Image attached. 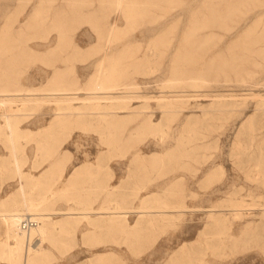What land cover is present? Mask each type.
<instances>
[{"label":"rangeland","instance_id":"374dc122","mask_svg":"<svg viewBox=\"0 0 264 264\" xmlns=\"http://www.w3.org/2000/svg\"><path fill=\"white\" fill-rule=\"evenodd\" d=\"M127 1L137 6L131 15L114 0H0V73L40 89L53 81L54 67H68L67 83L85 92L105 64L107 82L139 86L125 96L128 107L103 99L97 104L107 108L85 110L84 120L77 116L49 134L54 105L27 116L0 108V208L2 195L21 184L49 195L42 204L51 214H59L58 205L66 212L81 207L90 190L100 204L83 210L90 215L58 232L59 240L30 241L29 248L49 253L43 264H90L99 255L103 264H264V0L234 5L227 16L229 0ZM39 4V17L24 27ZM112 23L119 30L110 43ZM62 34L65 48L50 56ZM14 113L22 119L8 127L3 115ZM81 163L99 168L86 189L66 179ZM111 168L113 186L102 191L97 177ZM154 194L158 201L148 205L166 204L167 212L136 237L123 225L91 224L102 208L135 211ZM238 204L242 218L231 212ZM213 207L228 219L211 228ZM33 212L24 216L42 225L45 211ZM138 217L131 214L129 224ZM5 231L0 217V264H20L8 258ZM220 233L249 235L222 249L215 242Z\"/></svg>","mask_w":264,"mask_h":264},{"label":"bare ground","instance_id":"6f19581e","mask_svg":"<svg viewBox=\"0 0 264 264\" xmlns=\"http://www.w3.org/2000/svg\"><path fill=\"white\" fill-rule=\"evenodd\" d=\"M245 4H246V0L226 1L224 11L222 9V15L225 16L229 15L234 5H236L234 7L236 8V7H243L245 6ZM114 5L118 11L125 9L128 15L133 14L135 9L137 8L136 5L132 6L127 0H114ZM41 8L43 9V6L41 4L35 7L33 13L26 20L24 27L28 28L32 26L33 22L39 17ZM61 17L65 19L63 16ZM60 28H63V26L61 25L58 26V29ZM118 30H119L118 25L116 23H112L109 25L107 40L110 43L115 38V35ZM63 45H65V37L62 34L57 44L54 47H51L47 51V53L50 56H54L60 48H65V46ZM29 51L32 52V50ZM21 54L22 52L20 53V55ZM31 55H35V54L31 53ZM54 69L55 71L53 72L54 75L52 78L53 81L51 82V79H49L50 82L48 81L49 87L44 86L40 89L36 88L35 86H32L31 84L21 83L16 79L7 76L6 73L3 74L0 73V108L8 107L9 111L26 112L27 114H24V116H27V115H31L28 114L30 111H33L44 104L54 105L56 107L55 112L57 113V118L51 120L50 127L44 130V133L49 134L53 130L54 126L63 124L72 118L78 116L77 119L81 118L84 120L85 118H83V116H86V113L83 111L85 110H89L93 108L97 110H103V108H107L108 106H102L97 104L101 100L103 101V99L107 101L116 100L120 105H122L123 108L124 106L126 108L129 106L130 103L128 100L125 99L126 98L125 96H128L131 93L134 94L135 90L139 89V86L137 84L127 87L125 85H112L111 83L107 82V79H105L106 74L107 73L111 74V70H108L105 64H101L99 66V68L97 69L96 79L92 81L91 87L85 89V92H82L84 89L78 87L77 83L70 84L67 83V81L65 80L67 74H69L70 68L54 67ZM171 83H176V82H171ZM126 89L127 90L132 89L134 91L133 92L122 91ZM75 101H85V106L79 108L74 105ZM171 106L172 105H168V107ZM21 116H23V114L14 113V114L3 115V117L5 118L6 125L8 127L11 126V121L14 120L21 121L19 120L22 119L20 118ZM48 151L52 153L50 147ZM39 179L41 180V178ZM24 186H25L24 184H21V187ZM156 195L154 194L153 197H151V199L148 200L143 199L141 202V206L135 209V211L134 209L132 210L131 207H129L127 210L124 211L120 210V208L116 206L110 208H102L101 210H104V212L101 211L97 213L101 215L99 221L94 222L95 224L91 222V224L95 227H99L100 225L109 226L112 229H117L119 225H123L122 226L123 230H127L130 233L129 235L136 237L146 228L147 225L152 224L157 220L154 217H156L157 215L165 214L167 212V210H165L167 208L166 204L159 205L158 207L156 206L150 207L148 205L150 201H154V202L158 201V196ZM234 207L235 208L231 209V212L233 213L234 217L235 218L244 217V210H243L244 208L243 209L240 208L243 207V205L238 204V205H234ZM151 209H157V210H151ZM224 210L225 209L220 207H213L212 209L209 210L210 212L209 218L211 219V223H210L211 228H214L212 227L214 226V224L225 222L228 219L227 214L224 213ZM33 211H34L33 209H28L26 211L16 210L14 212H10V213L2 212V214H0V217L3 219V222L6 225V232H5L6 240L2 244L4 245L3 247H6L8 258L12 262L17 260L20 264L45 263L47 260H49V253L47 252V250L46 249L41 250L38 247L34 246L33 244L29 248L28 246L30 245L29 244L30 241L35 240L36 238L38 239L48 238L54 231L55 232L59 230L62 231L63 229H67L71 226L70 225L72 223L71 220H54L52 216L58 214H53V213L52 214L40 213L39 216H42V219H44L43 224L40 225V221H38L36 217L32 215L24 216L27 213L36 214ZM182 211L179 212L182 213ZM135 213L138 214L139 217L136 223L132 226L131 224H129V217L131 214H135ZM69 215L73 216L76 214L70 213ZM88 215L90 214H85L84 216H88ZM25 217L28 218L31 217L33 220L37 222V226L31 229V231L29 232H23L21 230V224ZM245 235L248 236L249 233ZM245 235L243 237H245ZM243 237L237 240V237L235 235H226L220 233V235H218L215 242L217 246H219L222 249H225L227 247H232L233 245L237 244L239 241L243 240ZM24 246L26 247L24 248ZM182 251L183 249L181 248V250L175 252L170 259L172 261L179 260L180 257L182 256ZM105 259H106L105 257L99 255L91 259L90 264H103L105 262Z\"/></svg>","mask_w":264,"mask_h":264},{"label":"crops","instance_id":"0c3cea01","mask_svg":"<svg viewBox=\"0 0 264 264\" xmlns=\"http://www.w3.org/2000/svg\"><path fill=\"white\" fill-rule=\"evenodd\" d=\"M77 166V167H76ZM74 171L72 170L68 176H67V181H70L73 179H75L78 183H81L85 189L89 188L92 185V182H94V178L95 175L98 174L97 170L98 168V164L97 163H81L76 165ZM40 176V175H39ZM39 176L36 175V177L38 178ZM43 176H45L43 174ZM98 181L100 182L98 184V186H100L102 188V191H105L104 187H106V191L108 192V187L109 186H113L114 183V170L111 168L110 170L107 169L106 174L102 173L100 175H98ZM44 179V177H43ZM22 188V189H21ZM28 187L25 185L24 187H21V185L18 186V189H14L12 191H10L6 196L1 197V203L5 204L4 207H1L0 210H4V212H14L16 210H20V211H26L28 209H33V210H42L45 211V213L49 210L45 209V205L42 204V202H44V200L46 198L49 197V195H45V193H41L38 195H33L30 194V192H27ZM87 191L89 192H84L83 193V205L81 207H75V209H79L80 211H76L75 209H72L73 212L68 211H64L67 210L68 207L64 206V205H58L56 207L53 208V210H55V212L57 211L58 214V218H55L54 220H71L72 223L70 224L71 226H73L76 222H78V219L84 217L85 214H91V213H84L83 210L88 209V208H93V209H97L99 207V203L95 202L92 203L93 200V195L92 193H90V190L88 189ZM28 193V194H27ZM24 195V197H23ZM27 196V197H26ZM39 202V203H37ZM33 204V206H32ZM32 206V207H31ZM70 208V207H69ZM7 210V211H6ZM63 213V214H62ZM67 213V214H66ZM70 213H75L76 215H69ZM84 214V215H83ZM70 226V227H71ZM6 232V231H5ZM59 231L57 232H53L48 239L53 238L59 240V237L56 235ZM2 239H5V235L4 232L2 233ZM6 234V233H5ZM40 242V238L37 239Z\"/></svg>","mask_w":264,"mask_h":264},{"label":"built area","instance_id":"2783aa9c","mask_svg":"<svg viewBox=\"0 0 264 264\" xmlns=\"http://www.w3.org/2000/svg\"><path fill=\"white\" fill-rule=\"evenodd\" d=\"M37 226V222L33 220L31 217H25L22 224H21V230L23 232H29L31 229Z\"/></svg>","mask_w":264,"mask_h":264}]
</instances>
